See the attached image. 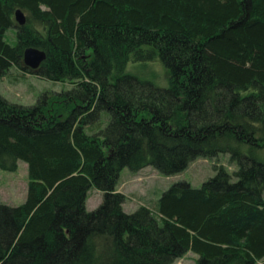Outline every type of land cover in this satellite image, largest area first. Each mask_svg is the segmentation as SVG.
I'll use <instances>...</instances> for the list:
<instances>
[{"label":"trees","instance_id":"1","mask_svg":"<svg viewBox=\"0 0 264 264\" xmlns=\"http://www.w3.org/2000/svg\"><path fill=\"white\" fill-rule=\"evenodd\" d=\"M28 48L46 53L38 70ZM157 60L168 88L126 73ZM12 67L73 88L32 106L0 95V170L23 161L29 179L25 203L0 204V264L264 260V0H0V77ZM220 154L238 170L124 211L123 169L172 176Z\"/></svg>","mask_w":264,"mask_h":264},{"label":"rangeland","instance_id":"2","mask_svg":"<svg viewBox=\"0 0 264 264\" xmlns=\"http://www.w3.org/2000/svg\"><path fill=\"white\" fill-rule=\"evenodd\" d=\"M17 29H10L6 41L14 46L16 44ZM126 73L150 82L161 88H168L166 68L159 60L153 62H129ZM73 85L66 82H53L25 73L17 67H12L4 77H0V95L8 101L24 105H35L43 97H52L55 94L69 91ZM264 162V151L259 153ZM224 167L233 174L238 170L236 164L231 163L228 154H220L214 158H198L188 168L176 175L165 176L153 167H147L139 172H132L128 168L122 170L118 191L123 193L126 201L123 209L126 213H133L141 206L152 208L162 194L173 184L187 182L195 188H200L207 180L217 174V170ZM28 165L18 162L15 172L0 170V204L17 207L25 203L28 190ZM103 201V193L92 187L87 196L86 208L94 211ZM198 255L189 252L182 259L173 264H196ZM264 264V260L257 263Z\"/></svg>","mask_w":264,"mask_h":264},{"label":"water","instance_id":"3","mask_svg":"<svg viewBox=\"0 0 264 264\" xmlns=\"http://www.w3.org/2000/svg\"><path fill=\"white\" fill-rule=\"evenodd\" d=\"M15 21L18 26H25L27 18L24 12L17 10L15 12ZM46 53L44 51L28 48L24 52L23 62L25 66L33 71L38 70L41 64L46 60Z\"/></svg>","mask_w":264,"mask_h":264}]
</instances>
